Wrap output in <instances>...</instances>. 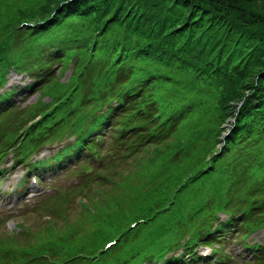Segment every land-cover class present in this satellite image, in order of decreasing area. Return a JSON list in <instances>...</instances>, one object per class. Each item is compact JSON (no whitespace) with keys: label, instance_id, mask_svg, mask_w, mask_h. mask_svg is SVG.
<instances>
[{"label":"trees","instance_id":"trees-1","mask_svg":"<svg viewBox=\"0 0 264 264\" xmlns=\"http://www.w3.org/2000/svg\"><path fill=\"white\" fill-rule=\"evenodd\" d=\"M23 45L26 52L17 59ZM74 59L72 77L62 82ZM99 67L109 73L100 76ZM11 68L33 79L30 90L52 97L56 112L29 125L47 113V106L36 105L17 122L0 123V150L24 132L25 153L67 134H76L78 143L65 158L84 148L98 153L103 143L97 134L111 130L120 142L129 135L118 133L120 121L134 129L120 147L130 152L123 166L134 158L120 175L154 150L151 168L128 186L118 182L121 195L117 183L99 192L89 231V224L75 227L80 234L72 237L71 249L87 254L75 255L85 257L78 264L166 260L167 233L187 229L194 240L213 243L209 234L225 231L219 213H227L239 231L264 228V0H0V87ZM106 102L109 111L98 114ZM190 143L196 145L192 153ZM180 147L184 153L176 158L171 152ZM169 159L173 165L159 176L163 180L154 178ZM168 184L180 185L177 205L199 193L181 224L168 225L162 215L168 207L161 198L172 193H165ZM140 215L158 230L155 245L147 224L129 229ZM119 216L123 220L113 223ZM120 231L116 246L97 257ZM259 254L264 264V250Z\"/></svg>","mask_w":264,"mask_h":264},{"label":"rangeland","instance_id":"rangeland-1","mask_svg":"<svg viewBox=\"0 0 264 264\" xmlns=\"http://www.w3.org/2000/svg\"><path fill=\"white\" fill-rule=\"evenodd\" d=\"M72 67L73 66L71 63V66H69L67 71H66V78L63 80H67V77L70 75V72L73 71ZM22 76L23 75H20L16 72L12 71L9 74V81L11 84L22 83V79H23ZM38 96H39V93L30 94L29 98L27 99L26 102H21V104L19 103L18 105H25V104L30 103L28 105V107L35 106L37 104V103L35 104V102L37 101ZM42 102L43 103H50L52 101L44 98L42 100ZM20 108H23V107H20ZM224 127H226V125ZM172 143H175V142H172ZM153 154H154L153 150H150L149 152H145L143 154V157L137 162L136 166L131 167L128 171H126L124 174H122L120 176L119 181H124L123 186H125V184L127 183L128 180H130L131 177L140 176L141 172L146 167H149V166H147V164L149 162H152L150 158L153 156ZM151 166L149 168H151ZM46 181H47V179H46ZM76 182L77 181L75 180L73 182L69 181L65 185L58 184L56 187H54L52 192L50 190H45L43 187H35L34 191L42 193L40 196L25 199L26 196L24 194V195H18L15 198H13V200H17V206L22 205L25 200L26 201L30 200V202H28V204H31L30 208L24 207L22 209H17L16 212H14L12 215V217L13 216H16V217H13V218L1 216L0 219L2 218V222H0V232H6V233L5 234L0 233V235H2V236L7 235L8 231H11L13 229L15 230V228L13 227L14 222L18 225L20 223H23L25 225L29 224L33 228H35L37 224H42L44 226L46 224V222L49 221L48 219H50L49 218L50 213H54V209L56 212L60 211L61 213H63L62 216L67 218V222L62 220V218H60V219L52 218V220L56 219L54 221L58 222L59 226L61 225L64 229H66V228L68 229L70 227V225L72 227H79V228L84 227V228H86V225L89 224V227L86 228L84 232L89 231L90 225H91V218L88 215H89V212H91V210H88L87 206L82 205V202L89 204V207L93 210L94 207L99 206V205L98 206L96 205L97 201H98V199H96L98 197L97 194L93 195V193H91L89 196L86 197V195L83 194L81 190L74 189V190H71L70 192L66 193L67 196H65L63 198V201H58V200L52 201L51 200V198H53L54 195H59V192L69 191L70 190L69 188L71 186H73L74 184H76ZM121 186L122 185H120L118 183L114 186V189L116 191H118V194H120V195L122 193L121 191H119ZM52 194H54V195H52ZM195 194H197V195H195ZM191 196L192 197H191L188 205L185 206V200L188 198V196H186L182 200V202H180L177 205V207L172 211V214L173 215L178 214V213L186 214L187 211L190 210L192 204H194L196 201H198L200 199L198 192L191 193ZM46 200H48V201H46ZM43 204H46L45 207L49 206L48 212H44L43 208L40 211L39 208ZM50 206H52V207H50ZM45 207H44V209H46ZM79 207H81L82 209ZM29 209H32L33 211L28 212ZM96 210L102 211V210H104V208H100V209H96ZM55 216H56V214H55ZM83 222H86V223L83 225ZM261 230L264 231V229H261ZM230 236H233L232 231L230 233ZM226 250H227V252L232 251V253L237 254V253H240L242 251V248L239 245H237V243L230 242L226 246Z\"/></svg>","mask_w":264,"mask_h":264}]
</instances>
